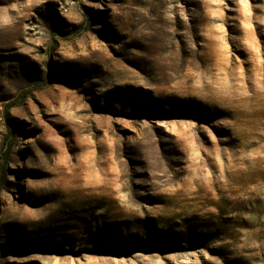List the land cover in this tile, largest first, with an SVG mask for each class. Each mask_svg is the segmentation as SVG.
I'll return each instance as SVG.
<instances>
[{"label":"rangeland","instance_id":"rangeland-1","mask_svg":"<svg viewBox=\"0 0 264 264\" xmlns=\"http://www.w3.org/2000/svg\"><path fill=\"white\" fill-rule=\"evenodd\" d=\"M0 264H264V0H0Z\"/></svg>","mask_w":264,"mask_h":264}]
</instances>
